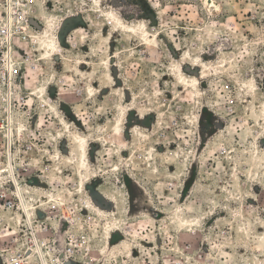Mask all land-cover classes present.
<instances>
[{"label": "rangeland", "instance_id": "rangeland-1", "mask_svg": "<svg viewBox=\"0 0 264 264\" xmlns=\"http://www.w3.org/2000/svg\"><path fill=\"white\" fill-rule=\"evenodd\" d=\"M214 1L0 0V264H264V0Z\"/></svg>", "mask_w": 264, "mask_h": 264}, {"label": "bare ground", "instance_id": "bare-ground-1", "mask_svg": "<svg viewBox=\"0 0 264 264\" xmlns=\"http://www.w3.org/2000/svg\"><path fill=\"white\" fill-rule=\"evenodd\" d=\"M205 3H206L209 7H213V8H216V9L219 8V7H218V4H217L214 0H205ZM128 28H129V27H128ZM52 46H53L52 44H48L46 47L50 50V49L53 48ZM9 68H11V65H10ZM25 212L27 213L28 210L26 209ZM62 260H63V259L60 258L58 262H61Z\"/></svg>", "mask_w": 264, "mask_h": 264}, {"label": "built area", "instance_id": "built-area-1", "mask_svg": "<svg viewBox=\"0 0 264 264\" xmlns=\"http://www.w3.org/2000/svg\"><path fill=\"white\" fill-rule=\"evenodd\" d=\"M3 32L5 33L6 31L4 30ZM75 254H76V250L74 248H70L66 253V257L74 256ZM13 264H22V262L17 260L14 261Z\"/></svg>", "mask_w": 264, "mask_h": 264}]
</instances>
